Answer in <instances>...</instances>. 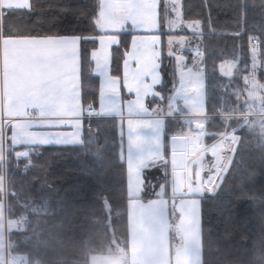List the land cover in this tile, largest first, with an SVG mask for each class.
<instances>
[{"label":"trees","instance_id":"1","mask_svg":"<svg viewBox=\"0 0 264 264\" xmlns=\"http://www.w3.org/2000/svg\"><path fill=\"white\" fill-rule=\"evenodd\" d=\"M97 0H28L27 8H2V34H77L81 102L96 104L97 79L91 74L89 49L97 34L94 25ZM162 0L158 20L161 22ZM185 19L199 21V62L205 75L204 143L213 141L217 131L235 127L240 115L227 123L219 104L229 103L232 113H242V100L234 97L232 87L241 84L247 71L249 37L257 39L256 78L264 82V0H180ZM131 30L117 31L118 40L110 47V71L120 73L123 53ZM194 36V32L175 30L162 34ZM237 57L236 75L225 77L217 63ZM175 59L161 44V80L156 85L159 96L146 98L148 105L164 101L174 89ZM224 110H227L224 108ZM100 121L101 133L89 132ZM212 121V123L210 122ZM211 130L212 131H207ZM262 135L234 128L239 134L233 157L215 192L201 193L200 244L201 264H264V121ZM178 126L172 116L164 117L162 142L164 160H155L142 168L140 197L155 194L162 184L169 199V137ZM258 138V139H257ZM4 164L7 179V216H22V228L10 230L8 242L13 252L24 254L27 264H86L89 253L127 250L124 137L113 119L89 118L79 143L10 145L4 133ZM27 149L25 157L14 152ZM28 163L25 168L22 165ZM25 170V171H23ZM1 171V163H0ZM1 176V175H0ZM247 255L249 257H247Z\"/></svg>","mask_w":264,"mask_h":264},{"label":"crops","instance_id":"2","mask_svg":"<svg viewBox=\"0 0 264 264\" xmlns=\"http://www.w3.org/2000/svg\"><path fill=\"white\" fill-rule=\"evenodd\" d=\"M179 5L180 0H162L160 22L159 0H97L93 22L98 33L83 36L95 41L89 49L90 71L97 79L94 106L81 102L82 37L2 34L0 27V129L3 135L7 129L10 143H79L86 115L113 119L118 133H123L127 250L89 253L86 264H201L200 193L195 178L200 174L199 165L192 171L190 158H184L187 183L180 193L172 191L169 178L172 203L162 184L153 196L142 199L139 195L142 168L161 159L163 153L166 114L160 108L164 101L150 106L146 102L152 95L159 96L161 44L165 43V52L172 56L171 45L179 36L192 42L186 35L162 31L191 32L196 28L189 23L177 28L183 22L178 20L182 18ZM27 7L28 0H0V17L2 8ZM126 26L132 32L120 73L114 74L110 47L118 40L116 32ZM187 141L184 136L185 144ZM3 208L0 202V264H27L25 255L7 248Z\"/></svg>","mask_w":264,"mask_h":264},{"label":"rangeland","instance_id":"3","mask_svg":"<svg viewBox=\"0 0 264 264\" xmlns=\"http://www.w3.org/2000/svg\"><path fill=\"white\" fill-rule=\"evenodd\" d=\"M167 7V6H166ZM165 7V8H166ZM172 8V6H171ZM176 10V6L173 7ZM180 9V5H179ZM181 14V11H180ZM182 24L177 25V28H184V23H189L193 29L194 36H186V39L192 42H186L182 36H179L176 42L171 45L172 56L175 59V73L176 80L174 84V89L166 97L164 106L160 110L166 114V116H172L175 118L178 130L176 134H182L187 138L185 144V157L190 158V170L196 171V164L199 165L200 174L195 177L193 172L190 171L192 178L198 180L199 187H196L197 191L201 194L213 193L216 190L219 181L225 174L226 169L233 157L236 143L238 142L239 134L234 130L239 124H244L246 129L253 131L259 136L262 135L263 121H264V82H259L255 75V70L257 66L256 54H257V39L255 37H249L248 49H249V62L247 63V71L240 76L241 84H235L232 87V92L234 97L242 100L244 104V109L242 113H232L229 108L232 106L229 103L224 105L219 104L225 112H217L215 114H220L224 118L223 122L227 123L230 116L240 115V119L235 125V127L224 128L225 124L222 125L223 129L219 132L217 131V137L209 142L204 143L202 140L203 135L206 133L205 123L209 119V113L205 111V75L202 64L199 62L201 55V47L198 40L199 31V21L197 19H185L181 14ZM177 18L174 16V19ZM198 26V27H197ZM191 37V38H189ZM238 69L237 57H227L220 60L217 63V71L219 74L225 77L231 76V74L236 75V70ZM182 79V80H181ZM190 87H189V86ZM89 119V115H86ZM91 118V117H90ZM227 121V122H226ZM212 123V121H210ZM103 123L97 120L92 126L89 132L101 133L102 128L105 129ZM164 125V122H163ZM162 125V128H163ZM207 131H212L208 130ZM3 129H0V185L4 189V182L7 179L6 169L4 164V152L5 150V140L3 138ZM258 139V138H257ZM37 144V143H35ZM48 144H61V143H48ZM12 146H18V144ZM19 145H33V144H19ZM27 149H20L14 152L15 157H25L27 155ZM163 156V155H162ZM164 160V158H161ZM28 163L22 168H25ZM207 170H205V169ZM203 170L205 172H203ZM25 171V170H23ZM206 172H212L210 180H208V175H206L205 181H203V174ZM196 173V172H195ZM201 180V181H199ZM5 190L0 191V202L4 204L3 212L6 215L5 227V240H7V248L10 250L12 244L8 242V233L10 235V230L21 229L22 228V216L9 217L7 216V205L5 198ZM11 247V248H10ZM11 251V250H10ZM13 252V251H12ZM99 253V252H95ZM24 255V254H23ZM26 257V256H25ZM247 257H249L247 255Z\"/></svg>","mask_w":264,"mask_h":264},{"label":"water","instance_id":"4","mask_svg":"<svg viewBox=\"0 0 264 264\" xmlns=\"http://www.w3.org/2000/svg\"><path fill=\"white\" fill-rule=\"evenodd\" d=\"M169 155L168 162L171 177V187L172 191L180 193L183 191V184L185 178V142L184 135L182 134H173L169 137ZM169 202H173V198H169Z\"/></svg>","mask_w":264,"mask_h":264},{"label":"bare ground","instance_id":"5","mask_svg":"<svg viewBox=\"0 0 264 264\" xmlns=\"http://www.w3.org/2000/svg\"><path fill=\"white\" fill-rule=\"evenodd\" d=\"M208 173H210V172H206L205 174H203V181H204L205 183H206L205 178H206V175H208ZM211 175H212V172L208 175V180H210ZM0 177H1V176H0ZM186 183H187V181H186V176H185V178H184V184H183V190L186 189ZM0 190H1V191L4 190V189L1 188V185H0ZM175 193H176V192H175ZM126 264H128V263H126Z\"/></svg>","mask_w":264,"mask_h":264},{"label":"built area","instance_id":"6","mask_svg":"<svg viewBox=\"0 0 264 264\" xmlns=\"http://www.w3.org/2000/svg\"><path fill=\"white\" fill-rule=\"evenodd\" d=\"M189 86V85H188ZM190 87V86H189ZM205 169V168H204ZM205 170H207V169H205ZM203 172H205L204 170H203Z\"/></svg>","mask_w":264,"mask_h":264},{"label":"flooded vegetation","instance_id":"7","mask_svg":"<svg viewBox=\"0 0 264 264\" xmlns=\"http://www.w3.org/2000/svg\"><path fill=\"white\" fill-rule=\"evenodd\" d=\"M1 191V190H0Z\"/></svg>","mask_w":264,"mask_h":264}]
</instances>
